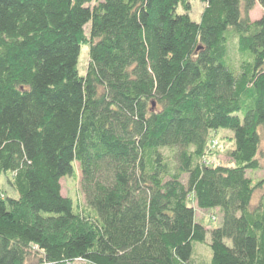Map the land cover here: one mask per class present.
<instances>
[{
  "label": "trees",
  "instance_id": "16d2710c",
  "mask_svg": "<svg viewBox=\"0 0 264 264\" xmlns=\"http://www.w3.org/2000/svg\"><path fill=\"white\" fill-rule=\"evenodd\" d=\"M201 1L0 0V264H198L190 203L209 264H264V0Z\"/></svg>",
  "mask_w": 264,
  "mask_h": 264
},
{
  "label": "rangeland",
  "instance_id": "374dc122",
  "mask_svg": "<svg viewBox=\"0 0 264 264\" xmlns=\"http://www.w3.org/2000/svg\"><path fill=\"white\" fill-rule=\"evenodd\" d=\"M204 3L201 0H190L189 2V11L188 14L191 19L198 21L201 12L204 8ZM179 12L183 13L184 10L179 8ZM264 14V8L256 3L253 9L249 12L250 19L255 20L260 18ZM88 26L85 27L87 30ZM87 61H88V46L83 45L80 50V54L77 61V70L80 75H84L87 68ZM232 133L231 131L225 129H218L217 131L212 133L211 140L214 139L213 142H209L208 148V156L207 160L210 164L215 165H228L229 164V156L228 151L232 148V140H231ZM210 140V141H211ZM264 150V140L262 142V147ZM168 152L167 150L165 151ZM76 169V176H67L60 180L61 184V192L63 196L70 197L74 204L81 208H83L86 203L84 196L79 187V173L77 168ZM262 171H256L252 173L251 171H247V176L257 180L258 178L262 177ZM0 187L1 191L4 196L16 198V193L14 189L8 182V178L6 175H3L0 180ZM264 195V191L261 189H257L252 197V205H256ZM191 206L195 208V215L198 220H201L207 229V235L205 238V242L203 244H195L194 246V258L195 262L198 264H209L210 263V248L208 244L210 243V233L209 231L213 228L217 227L220 223L221 214L217 209H199L196 207L195 203H190ZM213 219H216L213 221Z\"/></svg>",
  "mask_w": 264,
  "mask_h": 264
}]
</instances>
